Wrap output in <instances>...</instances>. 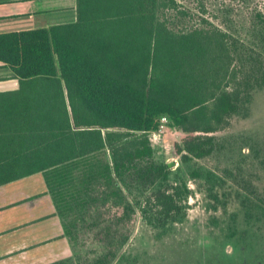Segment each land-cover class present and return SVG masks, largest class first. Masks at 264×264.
Listing matches in <instances>:
<instances>
[{
	"label": "trees",
	"instance_id": "16d2710c",
	"mask_svg": "<svg viewBox=\"0 0 264 264\" xmlns=\"http://www.w3.org/2000/svg\"><path fill=\"white\" fill-rule=\"evenodd\" d=\"M197 3L77 0L74 23L0 35V62L20 81L0 93V187L42 173L69 238L93 205L112 201L123 207L116 223L137 213L161 231L183 223L189 189L169 182L173 165L155 162L151 134L167 117L187 134L180 154L210 156V135L230 126L258 82L246 66L264 69V0H220L225 15L249 17L252 43ZM125 258L111 249L90 264Z\"/></svg>",
	"mask_w": 264,
	"mask_h": 264
},
{
	"label": "rangeland",
	"instance_id": "374dc122",
	"mask_svg": "<svg viewBox=\"0 0 264 264\" xmlns=\"http://www.w3.org/2000/svg\"><path fill=\"white\" fill-rule=\"evenodd\" d=\"M181 1L192 9L198 4ZM205 1L215 24L238 40L254 41L246 13L238 17L235 10L225 15L220 0ZM246 67V76L258 82L251 90L240 81L242 93L249 89L248 98L244 96L228 128L210 135L215 144L210 156L180 154L177 145L187 134L172 127L167 117L151 134L155 162L173 165L169 182L189 189L184 222L161 231L137 213L116 223L122 206L113 201L95 204L76 222L73 238L66 236L71 245L67 259L90 264L113 249L126 255L115 264H264V69ZM140 196V191L133 192V197ZM107 227L114 230L112 246L106 239Z\"/></svg>",
	"mask_w": 264,
	"mask_h": 264
},
{
	"label": "crops",
	"instance_id": "0c3cea01",
	"mask_svg": "<svg viewBox=\"0 0 264 264\" xmlns=\"http://www.w3.org/2000/svg\"><path fill=\"white\" fill-rule=\"evenodd\" d=\"M77 16V0H0V35L67 25ZM19 88L14 72L0 62V93ZM70 255L42 173L0 187V264H52Z\"/></svg>",
	"mask_w": 264,
	"mask_h": 264
},
{
	"label": "built area",
	"instance_id": "2783aa9c",
	"mask_svg": "<svg viewBox=\"0 0 264 264\" xmlns=\"http://www.w3.org/2000/svg\"><path fill=\"white\" fill-rule=\"evenodd\" d=\"M162 120H163L162 122H165V121H167V119H166V118H163Z\"/></svg>",
	"mask_w": 264,
	"mask_h": 264
}]
</instances>
